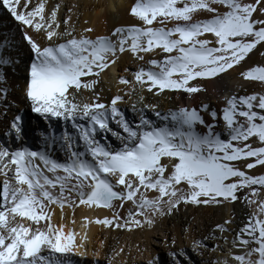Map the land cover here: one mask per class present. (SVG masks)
<instances>
[{
  "label": "snow or ice",
  "instance_id": "snow-or-ice-1",
  "mask_svg": "<svg viewBox=\"0 0 264 264\" xmlns=\"http://www.w3.org/2000/svg\"><path fill=\"white\" fill-rule=\"evenodd\" d=\"M31 3L0 0V7L16 21L43 32L49 42L42 46L24 33L34 53L26 95L33 112L49 121H70L75 135L65 132L59 138L68 153L64 162L47 151L10 150L0 144V264H74V256L85 254L81 249L87 234L56 224V207L62 214L65 207L108 209L110 217L85 218L86 225L132 231L153 226L156 218L171 215L182 204L223 205L240 199L255 205L256 212L233 239V247L243 251L232 253L231 259L236 264H264V175L248 171L264 166V94L233 95L219 116L209 112L211 122L195 108L162 113L151 106L157 120L141 109L139 123L133 124L119 107L123 96L117 94L105 104L96 92L101 75L126 52L139 61L146 54L162 56L140 67L133 74L135 83L119 78L129 94L135 85L154 95L204 91L198 81L229 72L264 46V0H135L129 14L138 24L95 38L88 35L94 31L91 27L79 35L68 27L70 15L61 31L59 5L46 14L47 0L29 11ZM201 12L211 15L195 19ZM7 63L0 58V65ZM241 76L264 82V66ZM85 91L93 93L91 103L79 99ZM202 108L209 111L207 105ZM221 120L223 129L217 123ZM11 128L15 138L22 139L20 116ZM49 140L55 142L56 137L50 134L45 142ZM129 203L126 216L121 215ZM230 223L217 228L228 232L225 225ZM195 244L204 246L203 241ZM172 255L174 264H187L183 251Z\"/></svg>",
  "mask_w": 264,
  "mask_h": 264
},
{
  "label": "bare ground",
  "instance_id": "bare-ground-1",
  "mask_svg": "<svg viewBox=\"0 0 264 264\" xmlns=\"http://www.w3.org/2000/svg\"><path fill=\"white\" fill-rule=\"evenodd\" d=\"M23 2L24 0H21V4ZM246 2H254V0H246ZM34 3L35 0H32L29 4V11L34 7ZM134 3L135 0H47L46 14L59 5L58 19L61 21V31L65 28L62 22L70 15L72 19L68 27L74 28L77 35L91 27L94 31L88 35L95 38L99 35H111L117 27L138 24L139 21L129 14ZM220 11H225V9L221 7ZM210 15L201 12L195 19H206ZM172 26V24L168 25V27ZM23 27L5 8L0 7V58L10 61V63L0 65V75L4 77L0 81V144H4L6 137L9 144L14 142V146L10 147L11 150L28 147L38 152L47 151L53 159L64 162L68 153L62 147L64 142L59 138L65 132L75 135V129L72 128L70 121L65 123L62 119L54 118L51 121L44 119L40 114L32 111L29 98H24L23 93L27 92L30 64L34 55L28 49L30 46L24 43L26 40L23 41V35L21 36ZM27 31L31 33L33 39L43 40V45L49 43L43 32L36 33L29 28ZM208 38L211 39V36L209 35ZM262 53H264V46H257V49H254L241 65L219 77L198 81L205 89L202 92L195 94L165 92L154 95L146 90L141 91L139 85H135L136 91L129 94L130 88L119 84L118 80L123 76L135 83L133 74L140 67H146L148 60L153 58L159 60L162 56L146 54L145 60L139 61L131 53L126 52L112 69L101 75L96 92L100 95L101 102L105 104H108L117 94L123 96L124 101L119 104V107L133 124L139 123L141 109L145 110L144 114L147 118L157 120L151 106H155V110L162 113L184 107L195 108L201 111L206 121L211 122L209 112L215 110L219 116L226 106V100L233 95L239 97L264 94V82L246 80L241 76L243 71L256 66H264ZM4 89L7 90L6 93L2 91ZM141 96L143 100L140 99ZM79 99L81 102L91 103L94 96L93 93L85 91ZM203 105H207L209 111H203ZM22 110L28 111L26 121L30 119V123H35L36 133L34 125L30 126V133L33 132V136H29L23 128L22 139L18 140L15 138L11 125L17 115L21 117V120L22 118L25 120L23 114L21 115ZM217 123L223 129V121H217ZM111 126L119 130L115 124ZM50 134L56 137V141L49 140L46 143L45 137ZM110 139L114 146H119V141L115 137H110ZM79 143L82 150V142ZM35 145H38L40 149L37 150ZM253 146L260 145L253 142ZM37 163L41 162L37 161ZM248 171L250 175H264V166H257ZM150 195H155V193H150ZM260 198L264 199V193ZM125 206H131V204ZM254 212H256V206H248L243 199L223 205L182 204L171 215L156 218L153 226L143 229L144 233H133L129 239L126 233H122V230L105 228L94 222L86 225L85 218L94 221L97 217L112 215L110 211L104 209H88L83 206L75 209L65 207L62 214L61 210L56 207L53 220L58 225L65 224L66 230L74 228L81 236L87 234L85 248L81 249L85 254L74 256V264H149V262L174 264L172 253L181 251L186 254L185 260L189 259L192 264H223L226 259L228 264H236L231 259V254H241L243 250L234 248L232 241L239 230L245 226L244 220L249 219ZM73 219L75 224L72 223ZM225 221H231L230 224L225 225L230 231L222 233L217 225H224ZM144 241L145 246H141ZM197 241H203L204 246L197 247L195 244ZM120 249L123 251L121 252Z\"/></svg>",
  "mask_w": 264,
  "mask_h": 264
},
{
  "label": "rangeland",
  "instance_id": "rangeland-1",
  "mask_svg": "<svg viewBox=\"0 0 264 264\" xmlns=\"http://www.w3.org/2000/svg\"><path fill=\"white\" fill-rule=\"evenodd\" d=\"M39 2V0H35V3H34V5L35 4H37ZM22 31V33H21V36H22V38H24V31H26L27 33H28V35H30L31 36V33L29 34V31H27V28L25 29V26L23 27V29H21ZM26 39L24 38L23 39V41H25ZM35 40V39H34ZM37 41V40H36ZM37 42H39L42 46H43V40H39V41H37ZM25 44H27V46L29 45L28 44V42L27 41H25L24 42ZM30 46V45H29ZM28 46V47H29ZM29 50H31V46L28 48ZM31 53L34 55V53L32 52V50H31ZM23 95H24V98L26 97L27 98V95H26V93H23ZM27 113H28V111L27 110H22V113H21V115L23 114V116L25 117V120H23V118H22V125H23V128L27 131V133L29 134V136H33L34 134H33V132L32 133H30L31 132V128H30V126H32V125H34V127L36 126L35 125V123H30V119L29 120H27L26 121V117H27ZM18 116V115H17ZM17 116H15V119H16V117ZM54 119V118H53ZM13 121H15L14 119H13ZM40 124H42V122H39ZM43 124H45L46 125V123H44L43 122ZM54 127V126H53ZM221 128V127H220ZM35 133H36V127H35ZM4 146H7V147H11V146H14V142L13 143H8V141H7V138L5 137V139H4V144H3ZM33 146V145H32ZM31 146V147H32ZM35 148L38 150V149H40L39 147H38V145H35ZM10 150H11V148H10ZM32 150H33V148H32ZM11 175V174H10ZM2 175H0V184H2V182L1 181H3L4 180V177L2 176ZM3 178V179H2ZM262 193H264V191L262 192ZM261 193V194H262ZM243 194H246V193H243ZM242 195V194H241ZM127 205V204H126ZM126 208H125V210L124 211H122L121 212V215H125L126 216V210L129 208V207H131V206H125ZM104 210H107V211H110V210H108V209H104ZM111 212V211H110ZM112 213V212H111ZM248 221V219H246V220H244V225L246 224V222ZM144 228H146V227H144ZM144 228H141V229H134V230H132V231H126V230H122L123 232L122 233H126L125 235L126 236H128L127 238L129 239V237L133 234V233H137V232H142V233H144L145 231L143 230ZM120 239V238H119ZM118 241V240H117ZM145 244H146V242L144 241V242H142V245L141 246H145ZM116 249V248H115ZM116 250H118V248L116 249ZM242 250V249H241ZM242 254V253H241ZM187 262V264H192V263H190L189 262V259L186 261Z\"/></svg>",
  "mask_w": 264,
  "mask_h": 264
}]
</instances>
